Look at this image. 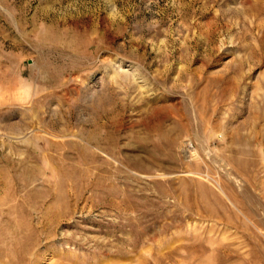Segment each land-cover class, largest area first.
Wrapping results in <instances>:
<instances>
[{
    "label": "rangeland",
    "instance_id": "rangeland-1",
    "mask_svg": "<svg viewBox=\"0 0 264 264\" xmlns=\"http://www.w3.org/2000/svg\"><path fill=\"white\" fill-rule=\"evenodd\" d=\"M0 264H264V0H0Z\"/></svg>",
    "mask_w": 264,
    "mask_h": 264
}]
</instances>
